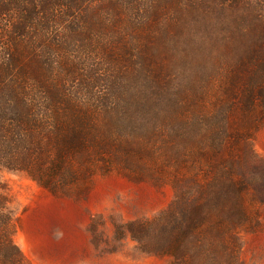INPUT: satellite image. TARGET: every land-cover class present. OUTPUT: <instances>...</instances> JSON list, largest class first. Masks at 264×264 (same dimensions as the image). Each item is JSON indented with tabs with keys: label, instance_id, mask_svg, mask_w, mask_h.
I'll use <instances>...</instances> for the list:
<instances>
[{
	"label": "trees",
	"instance_id": "16d2710c",
	"mask_svg": "<svg viewBox=\"0 0 264 264\" xmlns=\"http://www.w3.org/2000/svg\"><path fill=\"white\" fill-rule=\"evenodd\" d=\"M264 121V0H0V171L53 194L96 174L173 197L116 226L169 264H236ZM0 181V264H26Z\"/></svg>",
	"mask_w": 264,
	"mask_h": 264
},
{
	"label": "rangeland",
	"instance_id": "374dc122",
	"mask_svg": "<svg viewBox=\"0 0 264 264\" xmlns=\"http://www.w3.org/2000/svg\"><path fill=\"white\" fill-rule=\"evenodd\" d=\"M259 156L246 167L251 220L238 234L236 264H264V121L251 131ZM14 233L26 264H169L140 253L128 237L117 241L116 226L151 218L173 197L168 175L161 182L113 172L96 174L80 192L53 194L21 172L0 171Z\"/></svg>",
	"mask_w": 264,
	"mask_h": 264
}]
</instances>
